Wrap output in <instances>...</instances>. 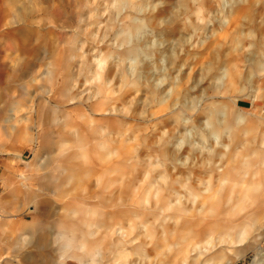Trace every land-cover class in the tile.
<instances>
[{
  "label": "rangeland",
  "instance_id": "obj_1",
  "mask_svg": "<svg viewBox=\"0 0 264 264\" xmlns=\"http://www.w3.org/2000/svg\"><path fill=\"white\" fill-rule=\"evenodd\" d=\"M55 1L50 0L41 16L52 30L50 52L44 49L39 53L60 50L61 36L72 39L68 57L61 63L65 69L56 73L59 81L49 87L64 102L73 133L55 134L42 143L48 151L41 149L34 139L31 113L40 99L32 92L36 93L34 87L43 81L25 78L29 85L20 93L16 87L19 80L8 77L13 71L9 58L14 54L6 56L7 74L0 83V264H51L46 246L31 245L27 234L20 236L14 229L17 220L30 219L32 207L25 211L28 204L23 195L38 188L36 179L45 173L41 169L45 157H51L47 172H56V165L75 169L78 178L69 182L65 193L52 199L58 207L71 202L79 209L78 218L96 210L87 218L97 220L101 224L97 234L105 235L100 263L108 261L111 250L128 248L126 261L130 264H191L195 260L196 264H264V239L249 241L245 257L233 255L227 247L233 245L238 233L249 235L253 218L264 215V200L259 198L264 192V156L255 155L264 144V76L260 75L264 65L260 55L264 51V0H205L203 18L212 12V24L202 25V31L193 35L192 28L185 30L183 22H178L181 47L174 49L169 44L165 52L155 53L157 65L168 57L162 86L155 83L161 75L149 74L150 64L143 62L138 88L126 90H121L115 66L111 62L107 68L103 65L115 37L136 26L126 20L128 13H119L114 0H66L64 20L60 12L63 0ZM158 2L152 0L153 4ZM174 3L165 0L163 7L138 18L158 20L171 13ZM191 19L195 24L196 18ZM185 40L191 43H183ZM250 44L251 51L244 52ZM42 63L39 58L38 74ZM89 65H93V77L88 76ZM226 70L234 97L230 107L248 117L241 131L227 152L224 147L216 148L211 157L208 152L201 154L199 140L196 143L201 148L185 142L178 150V138L172 134L179 108L172 105L177 98L181 104L186 98H200L201 107L212 102L228 106L230 98H213L214 89L209 87L211 80L219 79ZM250 76L256 91L241 93ZM63 78L70 93L65 97L61 92ZM95 80L111 81L113 94L103 105L92 98H98ZM123 109L132 115H123ZM202 119L198 117L197 123ZM51 129L57 130L56 125ZM183 131L181 127L180 134ZM244 131L249 135H243ZM63 138L67 142L62 143ZM221 143L229 144L227 136ZM208 147L214 148L215 141L210 140ZM222 177L228 183L221 191ZM3 188L5 194H1ZM47 210L38 207L36 213L45 223ZM62 213L60 209L59 220H63ZM245 217L251 222L240 227ZM117 241L120 243L108 248ZM124 260L120 257L109 264H123ZM76 261L66 258L61 264H78Z\"/></svg>",
  "mask_w": 264,
  "mask_h": 264
},
{
  "label": "bare ground",
  "instance_id": "obj_2",
  "mask_svg": "<svg viewBox=\"0 0 264 264\" xmlns=\"http://www.w3.org/2000/svg\"><path fill=\"white\" fill-rule=\"evenodd\" d=\"M49 2L50 0H0V83L5 79L4 74H7L5 57L10 56L11 54H14L13 58H9L11 59L10 63L13 64L11 66V68L13 67V71L8 77L10 76L15 80H19L16 87L20 93L23 94L29 85L24 82L25 78L30 77L33 81L38 78L43 81L42 85L34 87L36 93L32 92L33 95L36 94L40 99L34 104V108L32 109L31 124L35 131L34 139L41 144V149L44 150V152H47L48 150L42 143L46 142L48 138H51L55 134L60 135L61 133H68L70 135L73 133L71 125L67 124L66 117L68 115V110L66 109L64 102L58 100L55 97V91L52 90L53 88L49 87L50 83L54 85L59 81L56 79L58 75H56V73L65 69V66L63 67L61 63H63L68 57L66 54L72 47V39L70 40L66 35L63 37L61 36L62 39L58 37L62 40L60 50L52 51L50 54L46 53V56L43 55V52L42 56L39 53L44 49H47L48 53L50 52V47H48V45L50 46V42L52 41V30L49 27H46V22L44 23V20L41 17L46 13ZM61 7L63 9V11L60 10L62 14L61 16L65 20L67 18L65 17L67 12L66 0H63V5H61ZM39 58H41V62L43 63L42 71L38 74L37 63ZM31 84L30 87L35 86ZM61 85L63 96L65 97L70 94L66 88L68 87L66 78H63ZM27 93H29V90ZM31 100L32 99H30V101ZM30 106L32 105H29V107ZM29 110L30 109H28V111ZM54 125H56L57 130L51 129ZM64 142L67 141L63 138L62 143ZM50 160L51 157H45V161L41 164V169L45 170V173L44 175L42 174L38 176L36 179V182L39 184L38 188L36 190L28 191L23 195V202L28 204V208H26L25 211H28L29 208L32 207L33 212H28L30 213V219L17 220L14 223V229L20 234V236L27 234L28 242L31 245L45 247L46 236L44 235V232L47 222L45 223L36 217L38 207L48 209L47 213L49 215V207L54 204L57 209L63 211L61 214L63 220L60 221L65 220V210L71 207L75 212V222L78 228V235L73 236L70 231L65 232L62 241L64 250H62L59 255L63 260L66 258L75 259V257L71 255V252L73 247L78 244L85 248L88 253L87 258L78 261V264H103L100 262H102L101 260L103 258L102 246L104 245L105 235L103 234L99 236L97 234L101 227V224L97 220L92 221L87 218V215L90 213H97L96 210H92L90 213L84 212L85 215L78 218L76 215L79 213V209L76 206L73 207L71 202L66 203L62 207H58L54 203L52 197L60 196L62 193H65V188L69 182L74 178H78V176L73 172L75 171L74 168H68L63 165H56V172L54 173L47 172V170H49ZM4 186L5 184L3 187ZM5 192L6 189L3 188L1 194H5ZM255 239H264V215H256L252 220L251 233L249 235H247L246 232L238 233L233 245L227 246L228 251L235 256L241 255V257H245L243 256V253L247 248L248 242L250 241L252 243ZM119 243L120 242L118 241L113 242L108 248H113ZM129 254L130 252L128 251V248L118 249V251L111 250L109 252L110 258L105 264H109L110 261H115L120 257L125 258L123 264H130V261H126ZM29 258L30 257H28L27 260ZM240 258L238 257L239 260ZM195 261H192L193 263L191 264H196ZM254 262L255 261H253V263ZM232 264L238 263L233 262Z\"/></svg>",
  "mask_w": 264,
  "mask_h": 264
},
{
  "label": "clouds",
  "instance_id": "obj_3",
  "mask_svg": "<svg viewBox=\"0 0 264 264\" xmlns=\"http://www.w3.org/2000/svg\"><path fill=\"white\" fill-rule=\"evenodd\" d=\"M164 2L165 0H159L157 4H153L152 0H114L117 11L119 13L127 12L126 20L132 21L136 25L134 28L122 30L115 37V42L110 45L109 52L104 54L105 63L103 66L107 68L109 62L115 66L117 75L120 76L122 81L121 90L138 88L143 62L150 64L148 69L149 74L155 72L161 75V79L156 80L155 83L157 87L162 86L164 77L168 72V69L163 67V65L168 57L161 59L159 65H157L155 63V53L157 51L165 52L169 44H172L174 49L181 47V42L177 39V32L180 31L177 27L178 22H183L185 30L192 28L193 35H197L202 31V25L210 26L214 19L212 12L206 13L207 19L203 18L205 0H175V3L172 4V11L167 16H162L158 20L151 17H146L145 19L138 18L144 16L146 13L154 12L156 8L163 7ZM112 7L113 5H109V8ZM132 14L136 15L133 16ZM192 17L196 18L195 24L192 22ZM261 23H264V18H262ZM183 43L188 44L191 41L185 40ZM252 47L253 45L250 44L243 51L250 52ZM260 55L264 57V51ZM172 59H175L174 55ZM260 75L264 76V65L261 66ZM88 76H95L93 65L88 66ZM205 79H207V76ZM94 83H96L99 92L98 98L96 96L92 98L97 99V103L103 105L108 102V97L113 94L111 81L105 83L101 80H95ZM246 84V88L240 89L241 93L249 90L253 93L256 91L252 86L251 76L248 78ZM217 85L220 87H217ZM209 87L214 89L212 92L213 98L229 97L228 106L223 102H212L205 103L201 107L200 98H193L191 100L186 98L183 104H181L177 98L176 103L172 105L173 109L179 108V112L174 114L176 127L172 135L178 138V143L176 144L178 150L185 142L190 143L193 148H201V145L196 143V140H199L203 144L201 154L208 152L209 157H211L215 153L216 148L220 147H224L225 152H227V148L231 146V142L236 139L237 133L241 131V125L248 119L245 114L237 112L234 107H230L231 99L234 97L231 91V75L227 70L219 79L213 78ZM170 92L174 95L173 90H170ZM171 98L170 95L169 99ZM109 110L116 111L114 108H110ZM120 111L123 115H132L128 109ZM201 116L203 119L197 123L198 117ZM181 127L184 129L182 134H180ZM103 131L107 132V128L105 127ZM243 135L247 136L249 133L244 131ZM225 136H227L229 141L228 145L221 143V138ZM210 140L215 141V147L211 149L208 147ZM255 155L257 158L264 156V144L260 145ZM261 167H264V159L261 160ZM220 171L223 172V169ZM227 183L228 181L222 177L220 180L221 191ZM259 198L264 200V192L259 193ZM65 211V220L60 221L58 219L59 209L54 204L49 207L44 235L46 236V247L50 253L51 264H61L62 257L59 254L64 250L62 241L65 232L70 231L73 236L78 235L75 212L71 207ZM250 222V219L245 217L240 221V227H245ZM71 255L77 261H82L87 258L88 253L85 248L77 244L73 247Z\"/></svg>",
  "mask_w": 264,
  "mask_h": 264
}]
</instances>
